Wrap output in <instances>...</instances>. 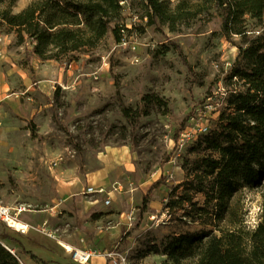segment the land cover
<instances>
[{
    "label": "rangeland",
    "instance_id": "obj_1",
    "mask_svg": "<svg viewBox=\"0 0 264 264\" xmlns=\"http://www.w3.org/2000/svg\"><path fill=\"white\" fill-rule=\"evenodd\" d=\"M32 1L17 0L12 10L19 12ZM144 1L125 2L123 20L130 28L131 44H117L107 34L94 50L77 53L73 60H41L30 42L17 43L16 30L0 19V198L7 204H28L31 211L22 218L38 220L59 199L53 171L70 179L101 160L107 150L128 146L132 165H118L107 188L116 181L123 184L127 224L113 234L107 250L123 254L126 264H170L162 252L169 236L215 228L212 223L182 217L183 210L168 211L165 203L171 189L186 180L187 163L205 154L197 146L199 137L184 147L178 146V137L192 116L215 126L226 91L223 78L238 48L222 36L220 18L212 10L175 31L167 25L143 31ZM7 6L1 3L0 9ZM248 22L255 31L260 29L256 19L248 17ZM147 93L161 96L169 109L154 104L148 115L127 119L121 101L137 108ZM60 154L63 160L52 168L51 160ZM160 178L163 184L151 193V211L143 212V195ZM263 196L264 186L244 188L232 200L235 212L249 227L259 221ZM196 200L203 203L204 196L199 194ZM66 213L56 216L66 224L59 230L48 229L54 237L41 230L30 235L53 246L65 264H78L62 245L65 238L79 239L72 214ZM26 236L19 234L24 241ZM61 248L66 258L59 254ZM96 257L110 264L109 257Z\"/></svg>",
    "mask_w": 264,
    "mask_h": 264
},
{
    "label": "trees",
    "instance_id": "obj_2",
    "mask_svg": "<svg viewBox=\"0 0 264 264\" xmlns=\"http://www.w3.org/2000/svg\"><path fill=\"white\" fill-rule=\"evenodd\" d=\"M16 1L0 0L8 3L0 9V19L16 30L17 43L29 41L33 54L44 61L76 59L77 53L94 50L107 34L117 44L131 35L123 20L128 0H33L14 12ZM143 6V31L166 25L175 31L212 10L220 18L222 36L238 48L223 78L226 95L215 126L197 142L205 154L187 163L186 180L171 189L165 203L168 211L183 210L182 217L215 228L171 235L162 252L170 264H264V196L254 227L247 226L232 205L242 189L264 186V0H145ZM248 17L257 20L258 31ZM173 48L180 51L178 45ZM154 104L169 109L167 101L153 93L144 94L137 108L121 101L130 121L148 115ZM161 183L162 178L143 195V212L151 211V193ZM199 194L203 203L196 200ZM10 229L0 223V264H21L5 243L21 244Z\"/></svg>",
    "mask_w": 264,
    "mask_h": 264
},
{
    "label": "crops",
    "instance_id": "obj_3",
    "mask_svg": "<svg viewBox=\"0 0 264 264\" xmlns=\"http://www.w3.org/2000/svg\"><path fill=\"white\" fill-rule=\"evenodd\" d=\"M131 160V149L128 146H123L107 150L101 160H97L92 167L80 174L74 173V176L70 179L66 178L61 171H53L52 177L57 182L59 199H57L55 205L50 209L43 210L38 220H29L27 218H22V220L31 225H40L46 222L49 229L59 230L67 222L62 219L63 217L57 218V213L66 211V214H72L77 230L76 235L79 239L74 241L65 238L68 240L62 243L71 245L76 249H87L95 246L97 249L107 250L109 246H112L113 234L121 231L123 226L127 224V212L122 208V194L126 191L121 193L112 192V201L109 205L115 204V206L110 207L104 202L108 196L103 198L104 193H87L86 188L88 186H93L94 188L104 187L107 190L112 182L111 177L117 166L125 165L126 168H130L132 165ZM74 185L76 189L72 190V186ZM32 230L35 229L32 228L28 234H20L27 235V239L24 241L19 237L18 232L10 229L12 236L21 242L20 246L8 241L10 247L14 248L23 257L21 259L24 262L26 261L28 264H41L40 259H44L49 262L48 264H56V261H59L61 264L67 263L56 257L53 246L48 243L44 244L36 240V236L30 235ZM56 242L58 244L57 240ZM43 249L47 255L41 253ZM61 249L59 250V254H62L66 258L67 252L63 248ZM31 253L36 254L40 259L33 258ZM87 264H102V260L98 257H92ZM104 264H107L106 260Z\"/></svg>",
    "mask_w": 264,
    "mask_h": 264
},
{
    "label": "built area",
    "instance_id": "obj_4",
    "mask_svg": "<svg viewBox=\"0 0 264 264\" xmlns=\"http://www.w3.org/2000/svg\"><path fill=\"white\" fill-rule=\"evenodd\" d=\"M130 37V36H129ZM129 37L124 39L120 44L121 45H127L131 44V41L129 40ZM3 41V36L1 35V30H0V43ZM133 48H136V45L133 46ZM2 53V49L0 48V54ZM224 95H226V91L223 92ZM206 107L211 108L213 107L212 104H207ZM212 109V108H211ZM211 125L209 124V121L207 119H203L200 117L192 116L188 122V124L183 128L182 132L180 133V136L178 137L177 144L180 147H184L190 142H193L198 139L203 134H206L210 131ZM63 155H57L54 157L50 165L52 168H55L56 166L59 165V163L63 160ZM132 186V184H131ZM134 189V187H131ZM124 190V186L122 183L117 182L113 188L110 190H106L104 187H99V188H94L93 186H88L86 188L87 193H107L108 197L105 199V204L109 205L111 204L112 197L111 193L112 192H118L121 193ZM31 208L28 204L26 203H18V204H7L3 202V200L0 198V223L5 224L7 227L15 230L16 232L20 234H28L29 231L33 228L35 230H41L45 231L48 233L49 236L54 237V233L52 231H49L46 222L40 225H31L29 223H26L22 220V215L26 212H30ZM16 222H21L23 223L21 227H17L15 225ZM8 249L14 253L21 264H26L20 256L17 254V251L8 246ZM72 255V258L74 262L78 264H87L90 259L93 256H99V255H104L110 258V264H126V257L123 254H120L118 252H109L108 250H105L103 252H100L99 249L97 248H87V249H76L73 248L71 250H68ZM112 260V261H111Z\"/></svg>",
    "mask_w": 264,
    "mask_h": 264
},
{
    "label": "bare ground",
    "instance_id": "obj_5",
    "mask_svg": "<svg viewBox=\"0 0 264 264\" xmlns=\"http://www.w3.org/2000/svg\"><path fill=\"white\" fill-rule=\"evenodd\" d=\"M75 189H76V186H75V185L72 186V190H75ZM22 224H23V223H21V222H16V223H15V225H16L17 227H21ZM62 245L64 246V248H66V249H68V250L73 249V247H72L71 245H68V244H66V243H62Z\"/></svg>",
    "mask_w": 264,
    "mask_h": 264
}]
</instances>
